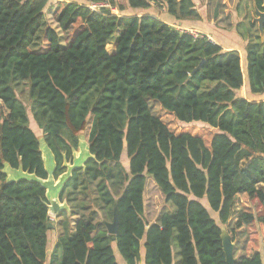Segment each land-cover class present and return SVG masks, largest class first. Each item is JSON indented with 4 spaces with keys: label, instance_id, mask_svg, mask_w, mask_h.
<instances>
[{
    "label": "trees",
    "instance_id": "1",
    "mask_svg": "<svg viewBox=\"0 0 264 264\" xmlns=\"http://www.w3.org/2000/svg\"><path fill=\"white\" fill-rule=\"evenodd\" d=\"M85 1L57 2L51 26L50 0H0V264H118L114 248L125 264H174L175 250L176 264H226L222 225L234 264H264V99L237 95L245 81L264 93V25L263 36L248 18L236 26L244 71L237 49L145 12L197 20L193 0ZM17 88L54 178L81 134L88 143L53 221L45 189L26 177L48 172ZM149 177L174 207L153 221ZM115 204L113 238L104 221ZM48 222L62 228L49 254Z\"/></svg>",
    "mask_w": 264,
    "mask_h": 264
},
{
    "label": "rangeland",
    "instance_id": "2",
    "mask_svg": "<svg viewBox=\"0 0 264 264\" xmlns=\"http://www.w3.org/2000/svg\"><path fill=\"white\" fill-rule=\"evenodd\" d=\"M63 1H71V0H50V6L48 9L45 10L47 21L51 26L55 25L53 21V11L55 9L56 3L63 2ZM75 1L86 3L85 0H75ZM193 2L195 5V8L200 14V17L197 20H187L185 22V25L182 24L184 25L182 27L195 29L197 31H200L202 34H206L208 33L207 32L208 30L209 31L212 30L210 37H212L213 40L217 42L222 48L238 49L240 50L241 54H244L246 40L237 34L236 26L244 18H248L251 21H253L254 18L258 17L253 0H193ZM215 9H216V17H214ZM113 11L115 12L116 10L114 9ZM145 12H149L155 16L164 18L165 20H173V18H171V16L167 14L164 8H157V7L152 6L148 8ZM253 22H256V21H253ZM175 23L176 22H172L171 24L174 25ZM189 25H192V26H189ZM243 40L245 41V45H243ZM243 70L245 71L244 66H243ZM16 92H17L18 98L23 102V104L27 108L29 126L35 132V134L38 137V140L40 141L39 142L40 147L42 148L43 154L45 157L43 159L44 166L46 170L50 171L53 167L51 166V163L53 161L52 155L47 147H46V150L44 149L45 145L42 140L41 130H39V128L35 124L30 114V111L28 108L29 99H28L27 91L26 90L21 91L20 88H17ZM237 95L243 96L247 99H252V98L264 99V93L260 95H255V96L250 94L246 81L244 82V85L237 91ZM80 138H81V143L83 144L84 143L83 134L80 135ZM79 150L80 149L78 148V151ZM45 151L48 154L47 157H46ZM124 160H126L125 155H124L123 161ZM144 199H145V213L149 221L155 220L158 213L163 209L168 212H173L174 210V207L170 202L164 201V197L162 193L155 186L154 181L152 180L151 177H149L147 184H146ZM62 201H66V200L63 199ZM202 202L206 205L205 199L202 200ZM210 213L217 220L216 214L212 211H210ZM74 218L75 216H72L71 221H73ZM97 218L98 219L102 218L100 211H98ZM50 219L54 220L55 218L53 216L52 217L50 216ZM106 221H109V220H106ZM53 229L54 228H49V232H48V240L50 242V245H52V242L54 241ZM114 251L116 253L117 259L120 262L124 263L123 259L119 256L115 248H114ZM177 259H178V255L175 250L174 264L177 263Z\"/></svg>",
    "mask_w": 264,
    "mask_h": 264
},
{
    "label": "water",
    "instance_id": "3",
    "mask_svg": "<svg viewBox=\"0 0 264 264\" xmlns=\"http://www.w3.org/2000/svg\"><path fill=\"white\" fill-rule=\"evenodd\" d=\"M255 8H256V6H255ZM263 8H264V3H263ZM101 10L104 14H107V15L112 14V11L109 9L101 8ZM256 13H257L258 17L254 18L253 21H256L260 35L263 36L264 11H260L256 8ZM214 17H216V9H215ZM199 67H200V65H198V67H196V69H198ZM83 142L84 143L82 144L81 138H80L79 147H78L80 150L79 151H78V149L76 150V151H78V154L76 155V151L74 152L73 162L71 164H69V163L66 164V167H67L66 171L64 173H62L58 178H54V176H53V170L55 168V162H54L53 156H52L53 161L51 163V166H53V167L50 171L46 170L48 172V176L46 179H37V178L33 177L32 175L29 176L26 174V177H28V179L37 180L38 182H40L42 187L45 189V191H46L45 196H46V199L48 202V210H49L50 216L57 218L63 210L67 209V203H66V201L60 200V194L62 192V189H63L65 182L67 181L68 177L70 176L71 169L74 167L82 166L83 161L88 156H90L89 149H88V143H87L85 138H84ZM43 143L45 145L44 149L46 150L47 146H46L44 141H43ZM40 150L42 153V159H44L45 157H44L43 150L41 147H40ZM45 154L47 157L48 154L46 151H45ZM51 155H52V153H51ZM43 162H44V160H43ZM104 225L107 229V232L109 234H112L113 238H114V235L118 231V212H117L116 204L114 205V208H113L112 220L111 221H104ZM52 226H53L52 223L48 222V224H47L48 229L52 228ZM220 237L222 240V249H223V252L225 255L226 264H234V258H233V253H232L233 242H232L229 234L226 232L224 225L221 226Z\"/></svg>",
    "mask_w": 264,
    "mask_h": 264
},
{
    "label": "crops",
    "instance_id": "4",
    "mask_svg": "<svg viewBox=\"0 0 264 264\" xmlns=\"http://www.w3.org/2000/svg\"><path fill=\"white\" fill-rule=\"evenodd\" d=\"M157 17H159V16H157ZM160 18V17H159ZM171 18H173L172 16H171ZM161 19H163V20H165L164 18H161ZM166 22H168V23H172V22H176L175 24H174V26H176L178 29H183V27L182 26H184L185 25V22L187 21V20H182V21H180V20H176V19H174L173 18V20H165ZM178 22V23H177ZM182 24H184V25H182ZM173 25V24H172ZM189 26H192V25H189ZM185 29H189V30H191V31H196V32H200V31H197V30H195V29H192V28H185ZM208 33H206L205 35H207V36H209L210 37V34H211V32H212V30H208L207 31ZM201 33V32H200ZM213 35V34H212ZM210 39L212 40V41H214L213 40V38L212 37H210ZM215 42V41H214ZM243 45H245V41L243 40ZM224 49V48H223ZM238 50V49H237ZM239 51V53H240V58H241V62H242V66H244V68H245V66H246V52L244 53V54H241V52H240V50H238ZM253 96H255V95H253ZM252 99H256V98H252ZM258 99H260V98H258ZM257 100V99H256ZM78 154V151H76V155ZM52 217V216H51ZM55 218V217H54ZM56 219V218H55ZM54 219V220H55ZM51 220H53V219H51ZM53 225V224H52ZM72 225V222H70V226ZM52 228H54L53 229V231H54V241L52 242V245H50V242L48 241V254L51 252V250H52V248H53V246H54V244H55V242H56V240H57V237H58V234H59V232L62 230V228L60 227V226H58V225H53L52 226ZM115 255H116V253H115ZM116 260H117V262H118V264H124V263H122V262H120L118 259H117V256H116ZM138 264H143V257H142V259H141V261L138 263Z\"/></svg>",
    "mask_w": 264,
    "mask_h": 264
},
{
    "label": "built area",
    "instance_id": "5",
    "mask_svg": "<svg viewBox=\"0 0 264 264\" xmlns=\"http://www.w3.org/2000/svg\"><path fill=\"white\" fill-rule=\"evenodd\" d=\"M98 6H100V8H103L104 7V5H90V7H92V8H96V7H98ZM179 30H182V31H186V32H190V33H192V34H194V35H197L199 32H196V31H191V30H189V29H185V28H181V29H179ZM209 39H210V37L209 36H207ZM211 40V39H210Z\"/></svg>",
    "mask_w": 264,
    "mask_h": 264
}]
</instances>
